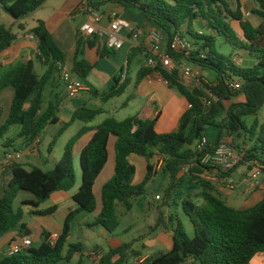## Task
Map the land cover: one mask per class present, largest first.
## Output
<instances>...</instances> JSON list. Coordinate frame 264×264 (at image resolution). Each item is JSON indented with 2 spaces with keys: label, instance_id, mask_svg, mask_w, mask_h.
<instances>
[{
  "label": "trees",
  "instance_id": "trees-1",
  "mask_svg": "<svg viewBox=\"0 0 264 264\" xmlns=\"http://www.w3.org/2000/svg\"><path fill=\"white\" fill-rule=\"evenodd\" d=\"M47 0H0L2 8L16 21L25 20L41 8ZM257 8L252 14L264 20V0H255ZM74 12L78 13L84 4ZM120 5L125 11L144 17L164 38L163 50L170 54L177 65L172 71L160 67L143 66L138 73V82L151 74H159L170 87L175 88L190 104L181 117L175 131L162 134L157 129L160 116L153 120L128 118L118 121L114 118L105 120L95 128L96 133L91 142L80 155L82 183L74 201L79 209L69 214L64 229L57 240L52 243L51 235L44 233L39 247L7 256L0 264H60L70 263L82 251L81 244L70 245L71 225L82 212L94 213L97 201L94 187L108 162V144L112 136L116 141V166L114 177L102 189L103 208L94 222L113 234L120 226L117 217V205H124L127 211L133 209V200L146 194L148 185L159 172L170 179L165 191V200L173 201L183 183L190 180L203 187L201 196L204 204L197 206L189 200L182 207L194 228L191 237L183 223L169 216L170 226L161 213L156 227H171L174 245L171 251L148 258L142 264H253L254 258L264 253V198L254 206L236 209L229 206L216 194L215 184L192 175L202 172L200 168L183 174V168L199 158L201 153L197 143L206 137L207 127L219 129V136L214 146L224 138L232 140L234 147L243 155V162L258 161L264 165V123L257 118L264 107V26L255 27L245 18L242 7L238 4L232 9L228 0H110ZM91 4V3H90ZM200 24L202 30L195 31ZM238 25V31L235 28ZM24 31V25L20 26ZM181 32L191 43L189 54H174L169 50V43L175 34ZM202 32V34H200ZM36 37L38 52L36 59L20 62L12 66L0 65V94L7 88H13L14 98L7 121L0 127V144L2 148L12 147L22 139L25 146H30L50 125L59 122V105L56 100L45 104L46 87L61 74L66 61V54L60 49L46 24L41 21L30 32ZM218 38L233 49L241 50L239 58L226 57L221 54L216 42ZM17 39L13 27H0V54L7 51ZM99 43L101 49L98 58L102 59L114 52L102 45L99 37H84L78 32L76 62L73 73L85 81L95 68L84 58L85 46L94 47ZM243 51V53H242ZM143 53L141 48H133L128 60V68ZM243 54L253 59V65L242 62ZM185 61L197 66L202 72L210 70L216 73L215 81L190 87L183 83L178 65ZM38 62L45 72L42 76L35 70ZM238 82L241 90L235 91L231 84ZM128 79L102 95L104 101L122 96L127 90ZM209 94H212L210 96ZM245 96V102L231 103L234 98ZM210 102V105H207ZM29 105L28 109L25 106ZM103 113V109H91L86 106L74 112L70 121L65 123L49 146L52 152L65 131L75 122L91 123ZM1 117V113H0ZM255 117L251 128V137L242 132H249L245 118ZM20 127L16 140H5L7 134ZM87 132L84 128L73 137L65 147L64 153L51 170L37 166L16 163L6 170L0 182V237L20 228H27L22 207L15 209L14 204L21 192H28L35 201L25 203L31 207L32 216H49L57 207L40 211L41 204L48 201L55 192H70L77 179L74 166V147ZM207 138V137H206ZM250 142L252 146L247 148ZM1 153V146H0ZM145 158L148 162L147 175L140 185H134L136 167L130 161L131 156ZM163 158L159 170L154 160ZM241 163L239 167L245 164ZM238 167V168H239ZM234 172V171H233ZM231 172V173H233ZM230 173V174H231ZM228 174V176L230 175ZM140 251L133 249V243L121 244L109 250L101 264H129L131 258L138 257Z\"/></svg>",
  "mask_w": 264,
  "mask_h": 264
},
{
  "label": "crops",
  "instance_id": "crops-1",
  "mask_svg": "<svg viewBox=\"0 0 264 264\" xmlns=\"http://www.w3.org/2000/svg\"><path fill=\"white\" fill-rule=\"evenodd\" d=\"M89 1L92 6L95 7L96 11L100 14L107 15L112 11H116L129 22L130 27L128 29H124L120 34L121 37L126 40L125 45L121 50L113 51V54H110L102 59L98 58V51L102 47L99 45V43H97L94 47H89L86 45L84 48V58L90 63H95L96 65L90 76L85 81H83L85 90L78 95L77 100L70 99L67 94L66 86L61 81V76L58 75L46 87L44 99L46 105L51 101H57L59 105V122L56 125H62V127L66 123V115L72 117L74 112L83 106L91 109H103V113L91 123H83L81 121L75 122L58 140L52 152H49L48 147L47 156L43 155L41 147L38 153L30 152L29 147L24 145L22 139L16 140V137L20 130H18L17 133H13L15 129L13 128L7 134L3 142H5L6 140L14 139L16 141L13 143V145H11L12 147L4 149L0 153V157L6 151L13 149H22L25 150V157L21 163L27 166H37L48 171L55 168V166L59 163L66 145L71 140L69 138L65 139V137L73 128H76L74 136L77 135V133L82 129H87V132L79 139L74 147L75 161L80 158L83 149L93 139L96 133L95 128L109 118H114L118 121H123L128 118H137L139 120L145 121L153 120L157 116H160L157 124V129L162 134H169L175 131L181 117L187 110H189L190 104L187 99L180 95L175 88L170 87L159 74L148 75L143 80L138 82V73L140 69L146 65V60L149 55L146 36L152 30H156L154 26L149 23L144 17L127 12L120 5L110 2V0H107L108 4H105V2H97L94 0ZM82 2L83 0H47L41 8L29 15L25 20H21L18 22L15 19L11 18L8 24V28L13 27V31L17 35V39L13 42L12 46L7 51L0 54V65L12 66L20 62H28L31 60L34 61L36 59V55L38 52L37 41L30 40L29 38H27V36L31 34V30L34 29L39 22L43 21L53 35L57 45L66 54V61L63 69H69L73 71V67L76 62L78 32L80 31V27L84 23H86L88 19V17L82 13L81 9L78 13H74L81 6ZM239 5L243 9L245 18H247L246 9L241 4ZM255 5L256 6L254 9L257 8V3ZM0 17H2L1 14ZM28 19L32 20V27L29 26ZM21 25L25 26L26 29L24 31L20 29ZM109 28L110 23L108 19L102 21L98 26V30L105 33L109 31ZM137 29L141 30L144 35L141 36L137 40L136 45H134L128 39ZM97 36L99 37V41H102V45H104V38H101L99 35ZM133 48H141L143 50V53L138 56H141L143 59L141 61L140 67L137 68L136 79H133L131 77V70L136 59L128 68L129 55ZM35 70L38 75L42 76L46 69L43 68L40 63L36 62ZM125 71L126 77L124 78L123 73ZM117 79H120V85H122L124 81L128 79L129 85L127 87V90L120 97L111 99L107 102L104 101L102 95L109 93L115 87ZM113 82L115 83V85H113ZM13 98V88H7L0 94V119L5 118L4 121L8 119ZM239 100L241 102H245V96L242 95ZM233 102L234 101L232 100L229 103ZM28 108L29 105H26L25 109ZM115 138L116 137L112 136L109 140L108 162L95 183L94 194L97 201V210L94 213H80L79 215H77L71 225V234L76 228H78L79 232L81 233V239H79L80 242L76 244L82 245V251L77 254L70 263L63 262L60 264H101L103 256L109 252H105L99 245L95 247L94 240L96 235V226H94V222L101 214L103 208L102 189L104 185L108 183V181L115 175V146L117 141V138L116 140ZM228 139L229 138H224L223 140L225 141ZM60 140H64L62 148L57 146ZM42 143L43 138L41 136V145ZM134 156L135 155L131 156L130 161ZM147 166L148 162L146 160V171ZM239 168L229 175V177L235 184L234 190H229L225 186L214 185L216 188L215 194L229 205L237 197L235 191L241 190V193L246 201L241 207L236 209H246L254 206L264 198V178L260 182L259 187L254 189L247 181L246 168L244 167L243 172L240 174L238 173ZM81 183L77 184L76 182L74 189L70 192H55L48 201L41 204L38 209L40 211H45L53 207H57V211L52 215L32 216L30 215L31 207L28 206L30 209H28L27 211L23 209L25 212L24 222L27 228L23 231L20 228H17L0 237V261L9 255V250L13 244L21 243L24 238H28L32 241V247H39L41 245L44 233H49L51 235V240L56 241L64 229V225L69 214L79 209V205L74 201L73 197L78 193L81 187ZM22 194L23 192H21L16 199V201L20 202V207L27 206L24 205L25 203L35 201V198H31L28 196H23V198L19 200ZM27 215L30 218L28 222L26 221ZM168 217L169 216L165 215L166 219ZM185 229L187 230V232H189V235L191 237L194 236V228L190 222V219L185 225ZM106 233L109 232L106 231ZM70 238L71 235L68 239V242ZM85 241L91 242L90 244L93 245L84 247L86 246L85 244H88L83 243ZM68 242L67 246L69 245ZM173 245V231L171 227H163L162 233L157 235L156 239L153 240V242L149 244L148 247L151 246L150 248H155L158 250L164 248L169 252L172 250ZM146 246L147 245H144L145 248ZM85 248H87L88 250L86 253H84ZM93 252H95L96 255H93ZM150 257H152V255H144L140 252V255L138 257H135L131 264H142ZM253 264H264V253L257 255L253 260Z\"/></svg>",
  "mask_w": 264,
  "mask_h": 264
},
{
  "label": "rangeland",
  "instance_id": "rangeland-1",
  "mask_svg": "<svg viewBox=\"0 0 264 264\" xmlns=\"http://www.w3.org/2000/svg\"><path fill=\"white\" fill-rule=\"evenodd\" d=\"M94 1L105 2V4H108L107 0H94ZM228 1L231 4L233 10H236L238 3L244 6V8L246 9L247 19H249L255 27L264 26V20L252 14V10L256 6L255 0H228ZM0 14L2 15V17H0V25L8 27L9 21L11 20L12 17L6 14L1 8H0ZM28 21H29V26L32 27L33 26L32 20L28 19ZM235 28L238 31H240L238 25H235ZM194 29L195 31L199 32L200 30H202V27L200 26V24H197L194 26ZM216 47L218 51L226 57L239 58V55L241 54V50L233 49L232 47H230V45L226 44L224 39L222 38L217 39ZM142 59L143 58L140 56L136 58L134 62V65L131 70V77L133 79H136V71H137V68L140 67ZM242 62L246 66L253 65V59H250V57H246V55L244 54L242 57ZM188 65L194 70L199 69L197 68V66L193 64H188ZM179 71L181 74V70ZM202 75H203L204 80L207 83H212L215 81L216 73L213 71H210V70L203 71ZM113 85H115L114 82H113ZM240 97H242V95L234 98L233 99L234 103L241 102L239 100ZM77 98L78 96L74 98V100H77ZM110 104H114V103H110ZM230 104L231 103L227 102L226 106L229 107ZM70 118L71 117L66 115V123L70 121ZM257 118L259 119L261 124L264 123V107L258 113ZM4 119H0V127L4 125L5 122L7 121V120L4 121ZM244 120L247 124V127L249 128V132L247 133L242 132V134L244 136L251 137L252 136L251 128L254 123L255 117H247ZM14 128L15 129L13 133H17L18 130H20L19 126L14 127ZM61 128H62V125L61 126L51 125L43 132L42 134L43 143L41 145V150L44 156L48 155L47 149ZM75 130L76 128L75 129L73 128L71 131H69L65 139H68V138L72 139L73 137H75L76 136V135L74 136ZM218 136H219L218 128L207 127L206 137L210 142L215 143L218 139ZM63 143H64V140L63 141L60 140L57 146L62 148ZM247 144H248L247 148L252 146L250 142H247ZM0 146H1V152H2L4 150V148H2V143L0 144ZM131 163L135 165L136 167L134 185H140L145 179L146 173H147L146 159L139 157V156H134L131 159ZM74 166H75L77 184H80L82 181V169H81V164H80V158L74 161ZM243 170H244V166H241L239 168L238 173L239 174L242 173ZM263 178L264 176L260 178V182L263 180ZM169 183H170L169 177L163 174L162 172H159L157 176L154 178V180L148 185L146 194L142 197H139L133 200V209L131 211H127L124 205L119 203L117 205V217L120 222L119 228L117 229L116 232L111 234V233H106L103 227L96 226L95 227L96 235H95V240H94L95 247L99 245L105 252H108L109 249L112 247H116L121 244L133 243L134 250L140 251L144 255L149 254L152 256H156V255H159V253L168 252V250H165L164 248H162L161 250H158L155 248H150L151 246L148 247V245L151 244L153 240L156 239V236L162 233L163 231V227H158L154 232L150 233L151 229L156 227L157 220L160 217L161 213H163L166 216L173 217L174 220L181 221L185 227V225L189 221V217L185 214L183 210V207H182L183 202L186 200H189L197 206H201L204 203V200L201 196L203 187L190 180L182 184V186L180 187L179 193L174 197L173 201L167 202L165 200V191L168 188ZM235 193L237 194L236 195L237 197L229 205L235 208H239L244 204L246 199L243 197L241 190H237L235 191ZM157 195H161L162 201H159V202L156 201L155 198ZM23 196L35 198L32 194L28 192H23L19 200H21ZM14 207L15 209H18L20 207V202L16 201L14 204ZM22 208L26 211L30 209L28 206H23ZM29 220L30 218L27 215L26 221L28 222ZM164 220H166V222L170 226L168 218L167 219L164 218ZM187 233L189 234V232ZM80 235L81 233L79 232V229L76 228L71 234V238L68 242L69 245L67 246V249L70 245H74L80 242L79 240L81 239ZM83 243H88V244H85L86 246L84 247L93 245V244H90L91 242H87V241ZM144 245H147L146 248L144 247ZM67 249L65 253L67 252ZM87 251H88L87 248H85L84 253H86ZM158 251H161V252H158ZM133 259L134 258L130 259V264L133 262Z\"/></svg>",
  "mask_w": 264,
  "mask_h": 264
},
{
  "label": "built area",
  "instance_id": "built-area-1",
  "mask_svg": "<svg viewBox=\"0 0 264 264\" xmlns=\"http://www.w3.org/2000/svg\"><path fill=\"white\" fill-rule=\"evenodd\" d=\"M81 11L88 17L87 22L80 27L82 36L92 37L94 35H99L101 38L107 36V41L104 45L112 51H119L124 47L126 40L122 38L120 34L124 29H128L130 24L118 12L112 11L107 15L100 14L96 11L95 7L90 4L89 0H85L81 7ZM105 19H108L110 23L109 31L106 33L98 30V26ZM200 34H202V32H200ZM143 35V32L137 29L128 40L136 45L137 40ZM27 38L37 41L33 34H29ZM146 42L149 54L146 60V66L151 68L160 67L166 71H172L177 68L173 57L163 50L164 38L159 31L152 30L146 36ZM169 50L174 54H189L191 43L181 32H178L171 39ZM178 68L181 70L180 77L184 84L190 87L202 85V80H204V78L200 69H192L185 61H182L178 65ZM60 76L61 81L66 86L67 94L70 99L76 98L85 90L83 82H81L71 70L62 69ZM123 77H126V71L123 73ZM231 87L235 91L241 90V84L238 82L232 83ZM209 95L212 96V94ZM207 105H210V102H207ZM40 147L41 138H37L29 146V151L38 153ZM197 149L201 153V156L186 165L182 173L189 175L191 174L190 170L197 167L200 168L202 172H194L192 175L207 180L215 185L225 186L229 190H234L235 184L228 174L238 169L240 164L244 162L243 155L234 147L232 140H223L218 146H214L204 137L197 143ZM24 157L25 150L22 149L6 151L0 157V182L6 170L16 163H21ZM163 163V158L157 156L155 159L157 169L160 170ZM244 164L247 172V181L256 189L260 185V178L264 176V165L258 161H249ZM155 199L158 202L162 201L161 195H157ZM54 242L55 240L52 241L53 244ZM32 246V241L28 238H24L21 243H15L11 246L9 256L23 253L32 248ZM93 255H96V253L93 252Z\"/></svg>",
  "mask_w": 264,
  "mask_h": 264
},
{
  "label": "water",
  "instance_id": "water-1",
  "mask_svg": "<svg viewBox=\"0 0 264 264\" xmlns=\"http://www.w3.org/2000/svg\"><path fill=\"white\" fill-rule=\"evenodd\" d=\"M106 41H107V36L104 37V39H103V44H105ZM78 79H79L81 82H83V79H82V78H79V77H78Z\"/></svg>",
  "mask_w": 264,
  "mask_h": 264
}]
</instances>
